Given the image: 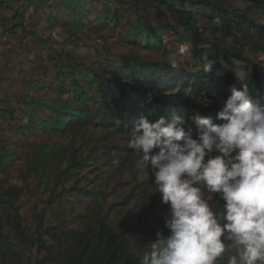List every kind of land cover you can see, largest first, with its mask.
<instances>
[{"label":"trees","instance_id":"1","mask_svg":"<svg viewBox=\"0 0 264 264\" xmlns=\"http://www.w3.org/2000/svg\"><path fill=\"white\" fill-rule=\"evenodd\" d=\"M38 1L29 17L41 13L43 19L30 28L22 16L33 0L21 5L18 0H0V31L22 46V51L10 47L8 52L0 46V90L16 73L13 55L16 64L21 58L29 67L38 58L30 71H23L27 92L32 93L22 92L14 100L12 95L0 96V264H30L34 249L44 254L37 264H140L156 234L168 235L163 220L168 205L156 190L151 195L152 175L138 180L107 207L113 191L108 193L105 187L109 182L118 185V172L110 173L104 160L116 150V164L128 168L130 178L136 179L144 161L129 146V133L141 116L155 121L177 112L190 127L187 117L199 112L221 123L216 113L232 87L245 84L250 94L264 96V65L259 73L247 70L245 81L233 70L237 62L251 63L245 55L247 46L264 42V24L258 25L254 16L264 20V0ZM96 2H102L101 8ZM95 9L97 27L108 29L96 36L104 49L118 43L127 46L122 63L109 65V51L105 57H80L57 49L60 36L68 45L82 41L86 20ZM6 12L17 18L9 20ZM147 13L157 23H150ZM56 27L64 34L56 35L52 31ZM117 30H122L118 39L109 41ZM161 31L175 34L170 49ZM29 35L32 45L26 43ZM186 43L193 45L190 55L197 67L191 73L168 56ZM91 47L101 49L99 43ZM209 61H215L210 73L204 71ZM179 70L183 72L176 75ZM40 133L46 140L29 146L19 159V146L10 145V136L17 135L22 143ZM16 160L21 164L14 165ZM113 160L114 156L109 162L115 166ZM31 176L36 178V191L48 195L46 206L35 211V228L24 223L19 206L25 185L30 184L21 182ZM201 191L210 193L203 187ZM88 196L92 200L85 202ZM78 198L84 201L81 209ZM213 198L214 204H223L219 194ZM48 208L55 219L50 224ZM70 220L81 226H69ZM234 251H226L216 264H228Z\"/></svg>","mask_w":264,"mask_h":264},{"label":"clouds","instance_id":"2","mask_svg":"<svg viewBox=\"0 0 264 264\" xmlns=\"http://www.w3.org/2000/svg\"><path fill=\"white\" fill-rule=\"evenodd\" d=\"M187 119L190 127L177 112L141 116L129 133L168 205V235L156 234L140 264H216L232 250L228 264H264V96L232 87L216 113L221 123L199 112Z\"/></svg>","mask_w":264,"mask_h":264},{"label":"rangeland","instance_id":"3","mask_svg":"<svg viewBox=\"0 0 264 264\" xmlns=\"http://www.w3.org/2000/svg\"><path fill=\"white\" fill-rule=\"evenodd\" d=\"M15 1V0H14ZM26 0H18L17 5H21L22 3H24ZM38 0H33V3L30 4L29 2L27 3L28 6L26 8V10L24 11V19H26L27 21H29V26L30 28L34 27L35 21L38 18H42L43 19V14L41 13H36L34 14V18L31 19L29 17V15H31L32 13V5H37L38 4ZM96 6L97 8H101L102 6V2H96ZM7 13V12H6ZM8 14V13H7ZM97 14H98V10L95 9L91 15L89 16V18L86 20L87 21V26L84 30V32H86V35L81 36V40L79 42H76L73 45H68L65 43H61L60 41H62V36H60V38H58L60 41L58 44H56L57 49L59 50H66V51H70L72 53H75L76 55L82 57V56H87V55H92V56H100V52L102 51L103 53L107 52L109 53L108 57H109V65H115V64H119L123 62V53L128 51V48L125 44H116L114 46L109 47L108 50H105L103 47V41L102 40H98V36L97 34L100 33L101 30V26L97 27L99 25V21L97 20ZM9 15V14H8ZM146 16L149 19L150 23H157V20L154 16L149 15L148 13L146 14ZM255 18L257 19L258 25H262L264 24V20L261 19L259 16H256L254 14ZM17 18V17H16ZM15 17L11 15H9L8 19L12 20V19H16ZM204 28L208 29L206 24L203 23L202 24ZM44 26V25H43ZM53 32L56 33V35H62L64 34L63 30L60 29L59 27H56L52 30ZM120 31L122 30H117V33H113L110 34L109 37V41L113 42L115 40L118 39V34L120 33ZM124 31V30H123ZM102 32L107 33L108 29H104ZM253 32V30H252ZM1 33V31H0ZM164 34V40L165 43L167 45V49H170L172 44L176 42V36L173 32H164L161 31V34ZM207 31L205 30V37L208 38V36L206 35ZM97 36V37H96ZM28 38L26 39V43L29 45H32V41L34 40L33 36L29 35L27 36ZM96 43H99V45L101 46V49H93V47H91V45H96ZM0 46L2 49H4L6 52H8V49L10 47H15L18 50L22 51V46L21 43L17 40H15L13 37H9L6 34L2 35V33L0 34ZM105 46V45H104ZM192 44L186 43L184 48L182 50H176V51H170L168 56L173 58L174 61H180V63L182 64L183 67H185V69H181V70H185L188 71L189 73H191L192 71H194L197 67H193V59L190 55V49L192 48ZM105 54V55H106ZM46 55V54H45ZM105 55L103 57H105ZM250 60L251 63H247V62H237L235 66H233V70L235 71V73L237 74V76L240 78L241 81H245L246 80V76H247V70H250L252 73H259L262 70V67L264 65V42H258V44L255 43L254 46H247L246 48V54H245ZM159 56V55H156ZM97 58V57H96ZM163 59H168L167 57H164ZM19 64H16V60H15V56L13 55L12 60H11V65L13 67V69L16 71V73L11 77L13 78L12 81H7L4 83L3 87L0 90V96L3 97L5 95H9L11 96V100L17 99L16 96H18L20 93L25 92V93H32L31 91H28V87H27V81L24 79L25 76H23V71L25 70L30 71L32 68H30L31 66L38 64V58H36L33 62L30 63V67L28 66L27 60H22L21 58H19ZM6 61V60H5ZM225 70L223 68L220 69V72H224ZM183 71H177V73H182ZM30 75V73L28 74ZM37 75H41L39 72H37ZM190 75H188L185 78V81L188 82V79ZM183 82V80H181V82H179V86L182 85L181 83ZM193 81L190 80V83H192ZM26 83V84H25ZM218 100V99H217ZM221 102V101H220ZM21 123H23L24 121H20ZM4 126H6V122H2ZM6 129L7 126H6ZM57 139V138H56ZM46 140L45 138V134L44 133H40L39 137L37 139H25L22 143L20 142V138L17 137V135L12 134L10 136V145H17L19 146V155L18 158L22 159V153L31 145H33L36 142H41ZM69 140V139H68ZM66 140V141H68ZM116 155V150H112L111 151V155L108 156L104 161H106V163H109V170L110 173H117V178L116 181H118V185H115L114 182H109L108 185L105 187V191L109 193V191H113L112 194H110L111 196L108 198L107 200V204L106 206L108 207V205H111L114 201L117 200V197L122 194V193H128L129 190L131 189L132 185H135L138 180H143V179H148V178H152V174L151 171L146 168L145 166H142L138 173L136 174V179H132L130 178V172L128 168L125 169H120V164L117 165L116 163H118V159L117 157H115ZM114 156V164L115 166H112L111 163L109 162L111 160V157ZM21 164V160H16V162L14 163V165H19ZM15 176V173H11L9 174V179H11L12 177ZM13 179V178H12ZM10 180V183H13V180ZM126 181L125 183L127 184H123V181ZM29 182V185H25L26 182ZM21 184L25 185L26 189L25 192L23 194V197L21 199V201L19 202V206H20V210L22 213V216L24 218V223H26L27 225H32L34 228L37 226L34 223V218H35V211L41 210L43 207L46 206V202L48 199V195L47 194H39L38 191H36L35 187H36V178L34 176H31L30 178L23 180L21 182ZM151 195H153L155 193L156 188L154 186L151 187ZM202 192V191H201ZM148 193V191H147ZM203 197L206 200H209L210 202L213 201V194L212 193H202ZM92 200V197L88 196L85 200V202H89ZM76 204L78 206L79 209L82 208V204L84 203V201H82L80 198H78L76 201ZM147 205V203H145V206ZM47 211L49 212L47 214V223L50 224L52 222H55L54 219V215L51 214L50 212V208L47 209ZM69 226L71 227H80L81 225L78 222H74L73 220L68 221ZM29 255H31V262L30 264H37L36 263V259L39 257H42L44 254L42 252H39L38 249H34L31 253H29Z\"/></svg>","mask_w":264,"mask_h":264},{"label":"water","instance_id":"4","mask_svg":"<svg viewBox=\"0 0 264 264\" xmlns=\"http://www.w3.org/2000/svg\"><path fill=\"white\" fill-rule=\"evenodd\" d=\"M100 56L103 57L104 56V53L103 52H100Z\"/></svg>","mask_w":264,"mask_h":264}]
</instances>
